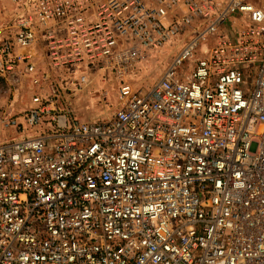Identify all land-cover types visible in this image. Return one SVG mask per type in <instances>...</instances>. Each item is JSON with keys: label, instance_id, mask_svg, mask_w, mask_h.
<instances>
[{"label": "built area", "instance_id": "built-area-1", "mask_svg": "<svg viewBox=\"0 0 264 264\" xmlns=\"http://www.w3.org/2000/svg\"><path fill=\"white\" fill-rule=\"evenodd\" d=\"M23 5L0 39L31 92L0 108V264H264V0ZM100 74L115 112L78 120Z\"/></svg>", "mask_w": 264, "mask_h": 264}, {"label": "rangeland", "instance_id": "rangeland-1", "mask_svg": "<svg viewBox=\"0 0 264 264\" xmlns=\"http://www.w3.org/2000/svg\"><path fill=\"white\" fill-rule=\"evenodd\" d=\"M24 0H0V39L12 31L22 13ZM169 59L155 55L153 61L146 59L136 64V70L127 75L132 88L146 91L164 71ZM114 75L92 76L90 83L77 92L71 101L73 113L78 120H105L110 118L117 107V80ZM31 92L19 80L9 75H0V108L17 111L25 108Z\"/></svg>", "mask_w": 264, "mask_h": 264}]
</instances>
